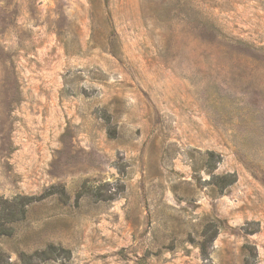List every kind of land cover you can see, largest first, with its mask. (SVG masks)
Wrapping results in <instances>:
<instances>
[{"label":"rangeland","instance_id":"obj_1","mask_svg":"<svg viewBox=\"0 0 264 264\" xmlns=\"http://www.w3.org/2000/svg\"><path fill=\"white\" fill-rule=\"evenodd\" d=\"M0 264H264V0H0Z\"/></svg>","mask_w":264,"mask_h":264}]
</instances>
